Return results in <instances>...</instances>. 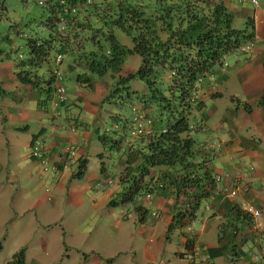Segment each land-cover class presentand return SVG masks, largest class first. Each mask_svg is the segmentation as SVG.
Masks as SVG:
<instances>
[{"label": "crops", "instance_id": "obj_1", "mask_svg": "<svg viewBox=\"0 0 264 264\" xmlns=\"http://www.w3.org/2000/svg\"><path fill=\"white\" fill-rule=\"evenodd\" d=\"M222 1L233 22L238 19L245 25L247 18L253 19L254 41L244 47V53L227 56L231 65L225 71L220 67L218 74H210L202 82V108L195 113L196 123L191 124L196 125L191 133L198 141L191 133L189 137L198 143V159L204 161L212 177L224 172L232 177L215 183L190 224L176 227L169 234L173 199L153 194L150 198L142 194L130 204L132 211L112 220L113 225H105L104 219L98 225H75L87 210L110 211L109 201L123 189L122 185L119 192L108 189L112 180L106 174V143L98 140L93 144L90 126L98 129L101 124L102 104L106 99L107 104L112 103L108 96L116 79L125 75V62L112 75H93L88 85L79 83L76 77L69 89L66 72L78 68L82 75L88 72L73 64L61 69L62 56L60 69L67 95L57 104L54 91L47 92L42 84L32 88L18 80L22 71H30L28 65L20 67L19 62L10 61L8 56L4 59L0 53V218L14 222L30 212L42 214L45 196L49 203L40 218L45 223L41 231L32 226L29 234L27 228L12 234L20 246L33 240L34 250H39L35 254L24 250L27 264H204L206 257V264H264V220L259 219L264 216V108L260 105L264 88V0ZM219 102L226 103L224 108L220 109ZM132 106L134 114L125 120L126 126L118 124L116 128L129 133L133 129L131 121L137 116L143 134L155 133L152 108L139 102ZM115 111H107V115L117 119ZM132 136L123 145L114 141L112 146L122 152L115 171L119 179L126 166L125 154L133 152L137 136ZM36 139L46 163L28 154ZM211 143L217 148L213 152L207 148ZM70 147L76 150L73 159L65 156ZM151 173L155 174L153 170ZM27 180L38 187L41 182L48 183L52 191L46 189L45 195H37L35 190L26 192ZM235 188L236 196L231 197L229 193ZM233 205L241 209L252 206L260 211V217L237 234L242 256L230 262L227 257L210 256V251L218 246L219 228ZM63 212L68 214L67 220L60 218Z\"/></svg>", "mask_w": 264, "mask_h": 264}, {"label": "trees", "instance_id": "obj_2", "mask_svg": "<svg viewBox=\"0 0 264 264\" xmlns=\"http://www.w3.org/2000/svg\"><path fill=\"white\" fill-rule=\"evenodd\" d=\"M39 1L49 10L50 17L44 24L54 34L29 43L26 65L30 71H22L18 80L32 88L42 84L47 92L54 91L51 71L47 79L38 72L52 54L54 58L57 54L72 55V64L88 72L77 76V81L85 85L93 75L101 78L119 70L127 56H138L141 65L137 71L118 79L124 83L137 78L144 83L145 94L137 102L156 113L153 118L157 129L133 141V152L125 154L126 166L119 179L123 189L112 197L109 206L131 204L142 194L172 198L167 234L189 225L215 184L204 161L198 159V145L189 137L196 127L190 129L196 123L195 113L202 108V82L214 68L224 65L226 56L242 54V49L253 43V19H246L244 29H234L233 16L222 0H91L88 5L87 0ZM4 10L0 0V16ZM118 31L130 42L119 41L115 36ZM85 44L90 47L85 48ZM260 105L264 108V88ZM112 122L117 129L120 119L112 118ZM107 139L101 137L100 142ZM135 160L137 165L130 172ZM253 223L240 207L231 206L219 228L218 246L210 256L227 257L230 262L242 256L236 237ZM4 264H27L24 251H17Z\"/></svg>", "mask_w": 264, "mask_h": 264}, {"label": "rangeland", "instance_id": "obj_3", "mask_svg": "<svg viewBox=\"0 0 264 264\" xmlns=\"http://www.w3.org/2000/svg\"><path fill=\"white\" fill-rule=\"evenodd\" d=\"M38 1L39 0H3L5 10L1 12L0 16V53L1 55H3L2 58L5 59L8 56L10 58V61L19 62L23 66L24 64H27V61L30 58L29 43L32 41L47 40L50 35L54 34V31L48 30L44 24L50 17L49 10L46 8V6L39 5ZM244 27L245 25L240 24L238 19L233 22V28L236 30H242L244 29ZM115 36L119 41L123 42L125 40L126 43L130 42L128 41L129 38L126 37L122 32H116ZM89 47L90 45L85 44V48L88 49ZM54 56L55 55L52 54L50 57V62L43 63L39 68V74L43 73L42 76L46 79L49 77L48 70L54 68ZM230 59L231 58H228L226 56L224 60L225 65L224 67L222 66V71H225L227 69V65H231L229 62ZM72 63V55L64 53L63 64L62 66L60 65L61 69L65 68L66 64ZM21 65L20 67H22ZM140 65L141 59L138 56H127L122 70H126V73L123 77L129 75V73H135L140 67ZM219 70V67L214 68L212 74H218ZM74 71L75 70H71L68 72L65 71V84L68 86L69 89L72 88L73 81L76 79V77L78 75L83 74L79 73V71H81L79 70V68L75 72ZM111 73L112 72H108V76ZM125 87H127L128 89H125ZM142 91H146V87L144 83L138 80L137 78L128 80L124 83H121V81H119V79L117 78L114 89L109 95V97H112L110 99H113L112 103L107 104L109 101L108 99H106L104 101V104H102L100 116L103 117L105 120H103V118H101V120L98 119L100 118V116H98L96 117V120H100L101 122V124L98 125V129H95L93 125L90 126L93 144H96L98 140L100 141L101 137L105 136L108 138L106 144H104L106 145V174L112 180V183L109 184L108 189L113 190L115 192H119L121 186L119 177L115 173V171L117 162L122 156V152L116 151V149H114L112 145L114 141H118L121 143V145H123L124 142H127V140L131 137L130 132L124 133V131H120V129H115L112 127V118L107 115V111L116 110V115H118L117 118L120 119L119 123L120 125L123 124L125 120L129 119L132 114H134V111L132 110V105L138 101V98L141 97V95H143ZM218 104L220 109H222V107L226 103L219 102ZM150 116H156V113L153 111V109L150 113ZM191 134L192 137L196 141H198V137L196 136V134ZM28 154H30V149ZM108 154H111V157ZM28 158L30 157L28 156ZM43 170L44 169L42 168V173ZM34 183L35 182L31 183V181L27 180V185L29 187L25 191L30 192L32 190H35L37 195H43L46 189L52 191L48 183L41 182L39 183V187L37 185H33ZM49 195L53 196L52 192L49 193ZM117 199L118 198L116 197V200ZM58 201H60V199H57V206L59 203ZM44 202L45 206L42 214L30 212L25 217L21 218L20 220H15L14 222L4 220L2 217L0 218V262L9 261L13 254H15L19 250H27L29 251V253L34 254L39 252V250H34V246L32 243L33 240H26L24 244L20 246L18 241L16 239H13L12 234H18L19 231H22L26 228L27 233L29 234V232H31L32 226L35 227V229L33 230L37 231L38 229V231H41L39 229L43 228V226L41 225H45V223L41 221L40 218L44 217V212L49 207V203H47L46 201V196L44 197ZM130 211H132V206L130 204L121 203H117L116 206H112V209H110V211L98 210V212H89V210H87V213L83 215L81 221L77 220L75 225H98V223L101 222L103 219L105 221L107 220L105 225H113L112 220L119 219L121 218L122 214H127ZM68 212L70 213V210ZM0 213H3V211H1ZM35 214L38 215L36 219ZM67 215L68 214H65V212L60 213V218H66L67 220ZM51 216L54 218L56 217V215L54 214H52ZM259 219L264 220V216Z\"/></svg>", "mask_w": 264, "mask_h": 264}, {"label": "built area", "instance_id": "obj_4", "mask_svg": "<svg viewBox=\"0 0 264 264\" xmlns=\"http://www.w3.org/2000/svg\"><path fill=\"white\" fill-rule=\"evenodd\" d=\"M253 3H255V1H252ZM91 0H87L85 5L91 4ZM39 4H43L42 2H39ZM77 8L73 9V12L76 10ZM59 32L61 33L63 31V21L59 22ZM244 49V48H243ZM242 49V50H243ZM54 68L51 69V73H52V77H53V87H54V95L57 99V104L58 103H62L65 101L66 99V95H67V91H66V87L64 85V76L61 72V70L59 69L61 62H62V55L61 54H57L54 61ZM140 117H134L132 119V124H133V129H134V133L135 134H141L142 132H144V129L142 128V126L140 125L139 121H140ZM191 128H193V126H191ZM162 132H165V130H162ZM41 143L40 141L33 140L30 144V157L33 159H38L41 160L42 163H46V161L44 160V155L42 153L41 150ZM216 145L214 143H211L210 145H208L207 148H210L211 151L212 150H216L217 148H215ZM206 147H204V149H207ZM76 155V151L73 147H70L67 149L66 151V157L67 158H74ZM232 177V174H230L229 172H224L222 173L220 176H216L214 178L215 183H221L222 180H229ZM235 178H239V174L235 175ZM110 183V182H109ZM236 192H237V188H235L234 190H232L229 194L231 197H235L236 196ZM146 198H150V195L147 194L145 195ZM243 212L247 215H249L253 221L255 222L259 217H260V211L252 206H245L244 208H242ZM153 216V215H152ZM186 230L188 232H190V227H186ZM208 257L204 258L202 260V263L206 264L208 259Z\"/></svg>", "mask_w": 264, "mask_h": 264}, {"label": "clouds", "instance_id": "obj_5", "mask_svg": "<svg viewBox=\"0 0 264 264\" xmlns=\"http://www.w3.org/2000/svg\"><path fill=\"white\" fill-rule=\"evenodd\" d=\"M39 2H41V1H39ZM39 2H38V3H39ZM39 5H42V4H39ZM49 61H50V60H49ZM224 65H225V63H224ZM224 65H223V66H224ZM155 123H156V122H155ZM155 123H154V124H155ZM131 124H132V121H131ZM154 124H153V125H154ZM132 125H133V124H132ZM190 129H192V128L190 127ZM163 130H164V129H163ZM145 131H146V130H145ZM143 133H145V132H143ZM143 133H141V134H135V133H134V129H132L130 135H133V136H137V137H138L139 135H143ZM146 134H148V133H146ZM133 136H132V137H133ZM75 151H76V150H75ZM72 159H73V158H72ZM110 183H111V181H110ZM145 195H147V194H145ZM145 195H144V196H145ZM253 222H254V221H253ZM253 225H254V223H253Z\"/></svg>", "mask_w": 264, "mask_h": 264}]
</instances>
